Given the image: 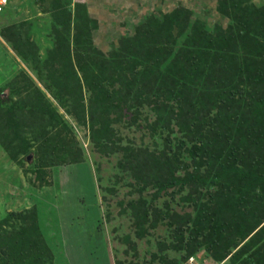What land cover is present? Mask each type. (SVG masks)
I'll use <instances>...</instances> for the list:
<instances>
[{"label": "trees", "instance_id": "16d2710c", "mask_svg": "<svg viewBox=\"0 0 264 264\" xmlns=\"http://www.w3.org/2000/svg\"><path fill=\"white\" fill-rule=\"evenodd\" d=\"M27 1L50 16L45 36L34 42L33 24L24 21L0 29V37L34 65L41 85L21 74L16 82L28 83L27 98L0 100V149L17 165L33 157L22 165L34 175L36 185L29 183L49 186L48 169L82 161L77 143L65 137L71 129L57 101L83 119L98 151L121 155L124 170L143 181L133 188L136 199L119 203V214L139 240L165 227L167 240L155 245L150 264H183L197 252L217 263L264 264V5L218 0L217 11L231 21L226 29H208L179 7L161 21L150 17L104 54L93 44L97 22L84 2L72 11V0ZM41 40L49 43L45 59ZM12 81L6 79L9 94ZM117 126L139 137L119 146ZM148 175L153 184L143 179ZM183 183L192 193L175 200L170 188L183 191ZM148 186L156 196L141 195ZM163 190H172L175 205H153ZM47 239L36 207L5 213L0 264H54Z\"/></svg>", "mask_w": 264, "mask_h": 264}, {"label": "rangeland", "instance_id": "374dc122", "mask_svg": "<svg viewBox=\"0 0 264 264\" xmlns=\"http://www.w3.org/2000/svg\"><path fill=\"white\" fill-rule=\"evenodd\" d=\"M26 1L27 0L19 4L21 15H15L10 20H6V17L4 18V16H0V29L14 23L20 24L24 21H30L31 24H33V26L30 27V38L35 42L37 38H42V36H45L46 29L43 28L48 25L50 16L42 14L38 7L33 5V3L31 6H29L27 4L28 1ZM217 1L218 0H72L71 4L72 11L74 3L84 2L86 4L89 16L97 22L96 29H94L91 33L93 44L104 54H107L111 49L114 48V45L121 37L131 36L136 26L146 22L152 16L158 18L159 21H161L166 14H169L171 11L179 7L189 10L192 15V20L198 19L204 21L206 28L208 29H214L215 26H220L221 28L226 29L228 25L231 24V21L228 18L221 16V14L217 11ZM249 1L256 7H262L264 5V0ZM7 6L9 7V1ZM8 7H6L5 10ZM0 46L2 47V49L0 47V93L2 92V94H0V100L2 101L3 99H6V97H10L14 99L13 101H15L17 96H23L24 99H26L28 96L26 93L28 92V83L26 81L18 83L16 82V79L20 76L24 78L21 75L24 74L31 78L36 85H41V76H38V72L34 69V65L32 63H30L28 60H22L17 51L12 49L7 44H0ZM40 46V58L45 59V49L48 48L49 43L46 40H41ZM165 66H168V64H165L164 68ZM6 72H11L7 78H10L11 81L13 80L11 82L12 94H9V88L7 87L8 84H6ZM54 95L56 96V94ZM47 96L50 99L51 95L47 94ZM51 102L53 103L52 100ZM54 103L59 114L63 116L64 122L71 129V133L65 135V137L73 138L77 143L78 148L81 149L83 154L82 161L76 164L55 166L48 169V172L50 171L51 173V179H49V176V178L46 179L50 180L51 185L50 187H44L45 190H40L36 186H32L29 183V180L31 183L33 182V185H36L34 184L35 181H33L34 175L29 172H23L22 165H24V168H28L30 162L33 161V157L31 155H28V160L26 158L24 162L22 161V165H17L16 163L12 162V176L14 179L17 177V179L22 181L23 188L21 191L18 190L17 192L15 189L9 190V193L6 194L5 183L0 182V193L3 195L0 203V217H2V215L5 213V209L8 207L9 209H12L16 206V198L19 200L21 207L24 208H29L31 206L33 207V205L38 204V202H44L45 207H47L51 203V200L46 193L49 191L55 193V190H59L57 188V182L59 183L58 187L67 188L70 183L68 182V179H66L68 174L65 172L70 170V168H72V170L82 168L84 175L79 184L83 185L84 183V185H88L89 179L93 183V189L91 193H93L94 196L98 195V204L101 210V225L106 228H104V230L107 232L106 234L109 238L107 241H109L108 253L110 254V258L112 257L114 261V256L116 255L119 259L124 261V264H128L129 260H132L134 264H150L151 253L157 252L160 246L158 245L157 248H155V245L157 243L163 244L167 240V236L164 233V226L158 224L157 227L152 231L151 235L146 237L151 242V245H149V241H146V238L141 240L136 238V242L139 244L136 247L133 246L131 242H129L130 236L125 238L116 236L118 231L123 230L124 233L127 232L128 229L131 231L130 234H133L132 227H128L127 222L125 221H130L129 217L119 214V203L136 199L138 197L137 193L139 191L136 192L133 190V188L136 189L140 187L143 184V181L139 180L140 178L133 179L127 170H124V168L128 166V163H125L121 160V155H117L116 153L105 154L98 151L95 148V145L89 139V130L88 127L82 123L83 119H78L67 114L64 112V109H62L60 105L57 104V101ZM10 105L11 104L9 102L7 106ZM67 105H69L68 101ZM68 110L71 109L68 108ZM86 122H88V120H86ZM114 128L118 132L117 136L122 140V143L119 144V146L122 147L126 146L127 144L132 145L130 142V137L133 135L135 138H138L140 134L135 130H125L121 126ZM165 132L163 134H165ZM113 140H115L114 136H112V141ZM157 140L158 142L155 143L162 144V137H157ZM150 141L151 140H149L146 136L145 142L150 144ZM7 159L8 158L0 149V170H4L0 171V176H3L5 179L10 178L11 174L9 168H5V165L8 162ZM134 163L138 164V160L134 159ZM176 178L179 180L185 178V174L181 169L177 171ZM143 179H145V181L149 182L150 184L155 182L153 176L150 175L144 176ZM171 179L172 176L167 178V180ZM183 184V191H179V187L181 186L180 184H178V186L175 188H170L176 190L174 197L175 200H178L182 195L188 197L192 193L187 184ZM77 187H79L78 184ZM209 188L212 191L216 190V186H210ZM155 191L156 190L151 189L150 186H148L147 189L141 191L140 193L141 195L156 196ZM79 192L81 193V189ZM171 193L172 190H169L168 195L164 196L165 190L160 191L157 198L154 200V202H152L153 205L162 208L163 203H168L170 206H173L174 201L172 202ZM47 196L49 197L48 199ZM60 202L64 203L66 200L63 199ZM118 225H121L119 230L116 228ZM40 229L43 231L42 226H40ZM46 243L53 250L52 243ZM54 256V264H60V262L56 263L58 258L55 254ZM193 257L194 262H189V258L183 264L225 263L213 262L212 260L207 259V257L201 252H197ZM246 258L249 259L248 257ZM154 260L155 261L152 264H159L158 260ZM250 262L254 263L252 259H250ZM226 264H228V262Z\"/></svg>", "mask_w": 264, "mask_h": 264}, {"label": "crops", "instance_id": "0c3cea01", "mask_svg": "<svg viewBox=\"0 0 264 264\" xmlns=\"http://www.w3.org/2000/svg\"><path fill=\"white\" fill-rule=\"evenodd\" d=\"M8 1L9 7L6 6L8 8L4 13L0 14V16H4V18L6 17V20H10L15 15H21L19 4L25 0ZM0 44H6V42L1 37ZM10 74L11 72H6V79ZM7 160L8 162L6 163L5 168H9L11 173L10 178L5 179L3 176H0V182L5 183L6 194L9 193V190L15 189L17 192L18 190L21 191L23 188L22 181L17 179V177L15 178L17 180H15L12 176V161H10L9 158ZM65 173L68 174L66 179H68L70 185L67 188H61L58 187L59 183L57 182V188L59 190H55L56 195L52 191L46 193L50 197L49 198L47 196V199L49 198L51 200V203L47 207H45L44 202H38V204L33 205V207H36L38 210L39 224L42 226L45 236L46 234L51 235V239H47L46 242L52 243L53 250H51L53 255L55 254L58 258L56 263L124 264V261L119 259L116 255L114 256L113 261V258H110V254L108 253L109 241L107 240H109V238L106 234L107 232L104 230L105 227L101 225V210L98 204V195L94 196V194L91 193L93 189V183L89 179L88 185H84V183L83 185L79 184L84 175L82 168L77 170H72V168H70V170ZM77 184L79 187H77ZM50 185L46 187H50ZM38 189L45 190L44 187ZM80 189L81 193L79 192ZM2 198L3 195L0 193V203ZM63 199H65L66 202L61 203L60 201ZM15 203L16 206L12 209H9L8 207L5 209V213L12 211L20 212L32 207H21V204L17 198ZM125 221L127 222V226L130 227V221ZM116 228L119 230L121 225H118ZM130 232V229L124 233L123 230H120L118 233H116V236L125 238L128 237L127 235H130L129 242H131L133 246L137 247V245H139L136 242L137 239L134 236V233L132 232L133 234H130ZM128 262L134 263L132 260H129Z\"/></svg>", "mask_w": 264, "mask_h": 264}, {"label": "built area", "instance_id": "2783aa9c", "mask_svg": "<svg viewBox=\"0 0 264 264\" xmlns=\"http://www.w3.org/2000/svg\"><path fill=\"white\" fill-rule=\"evenodd\" d=\"M6 4H7V0H0V11H2V9L5 7Z\"/></svg>", "mask_w": 264, "mask_h": 264}, {"label": "bare ground", "instance_id": "6f19581e", "mask_svg": "<svg viewBox=\"0 0 264 264\" xmlns=\"http://www.w3.org/2000/svg\"><path fill=\"white\" fill-rule=\"evenodd\" d=\"M192 261L194 262V258H190V259H189V262H192Z\"/></svg>", "mask_w": 264, "mask_h": 264}, {"label": "clouds", "instance_id": "9594fccd", "mask_svg": "<svg viewBox=\"0 0 264 264\" xmlns=\"http://www.w3.org/2000/svg\"><path fill=\"white\" fill-rule=\"evenodd\" d=\"M7 4H8V0H7ZM7 4L5 5V7L7 6ZM5 7H4V8H5ZM4 8L2 9V11L4 10ZM2 11H0V12H2Z\"/></svg>", "mask_w": 264, "mask_h": 264}, {"label": "water", "instance_id": "95a60500", "mask_svg": "<svg viewBox=\"0 0 264 264\" xmlns=\"http://www.w3.org/2000/svg\"><path fill=\"white\" fill-rule=\"evenodd\" d=\"M29 159V156H27V160Z\"/></svg>", "mask_w": 264, "mask_h": 264}]
</instances>
